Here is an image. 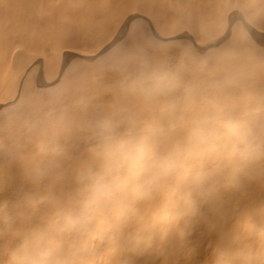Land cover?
<instances>
[{
  "label": "clouds",
  "instance_id": "clouds-1",
  "mask_svg": "<svg viewBox=\"0 0 264 264\" xmlns=\"http://www.w3.org/2000/svg\"><path fill=\"white\" fill-rule=\"evenodd\" d=\"M150 47L105 54L100 67L118 77L106 107L26 119L21 106L25 143L12 133L10 155L26 188L0 186V264L167 260L224 193L264 187V57ZM261 213L246 209L208 264H264Z\"/></svg>",
  "mask_w": 264,
  "mask_h": 264
},
{
  "label": "rangeland",
  "instance_id": "rangeland-1",
  "mask_svg": "<svg viewBox=\"0 0 264 264\" xmlns=\"http://www.w3.org/2000/svg\"><path fill=\"white\" fill-rule=\"evenodd\" d=\"M80 2L11 0L4 6L7 14H0V186L8 188L7 195L14 196L26 188L20 175L21 162L10 155L12 133L25 143L21 106L28 105L26 119L42 118L64 106L74 108L77 116L106 107L112 102L110 89L118 78L100 67L110 51L140 47L152 55L150 45L155 44L172 54L185 46L204 53L244 45L264 57V0H219L208 7L210 19L204 23L208 25L204 30H198L192 19L206 20L201 12L207 7L205 0H167L164 9L158 5L151 10L132 2L110 26L105 24L108 14L96 20L87 13L84 18L79 13H68L75 10L76 4L84 11L96 7ZM55 10H59L57 18L63 21L62 34L67 41L42 51L34 40L52 36L54 23H47V19ZM68 20L75 25V41L68 40ZM212 20H216L215 26L210 25ZM102 23L109 29L105 35L103 27L97 34L89 29ZM58 91H63L61 101L51 103V96ZM66 140L69 145L77 143L75 133H69ZM79 154V149L73 150L74 160L69 166ZM261 207L264 187L253 185L245 194L224 193L214 210H206L205 218L184 245L170 251L167 260L145 257L137 264H208L219 238L234 229L241 214ZM256 221L264 223V213L257 215Z\"/></svg>",
  "mask_w": 264,
  "mask_h": 264
},
{
  "label": "bare ground",
  "instance_id": "bare-ground-1",
  "mask_svg": "<svg viewBox=\"0 0 264 264\" xmlns=\"http://www.w3.org/2000/svg\"><path fill=\"white\" fill-rule=\"evenodd\" d=\"M19 2H23L24 0H17ZM32 1H37V0H32ZM74 1V0H73ZM175 0H171V3H173ZM207 2V7L205 8V11H201L204 12V18L205 19H201V18H196V19H192L193 20V24L194 26H196V28L198 30H204L206 27H208V25H204L208 24L206 21L208 19H210L209 13L210 10H208V7L210 5H215L216 3L219 2V0H205ZM136 3L139 4L141 6H143L145 9H152L153 7L156 6H163V9L166 7L167 4V0H81L80 5H86V4H93L96 7L91 9L90 11H84L82 9V7L80 6V8L77 6H79V4H76L75 10L73 11V9H71L68 13L70 14H75V13H79L80 16L82 18L85 17V14L87 13L92 19H98L99 17L104 16L105 14H108V18L105 21V24L107 26H110L111 23L115 22L118 17V14L121 10H123L125 7L129 6L131 3ZM169 2V1H168ZM0 3L3 4V7H0V14L1 12H4V6L8 5L11 3V0H0ZM77 8V9H76ZM207 9V10H206ZM7 12V11H6ZM4 12V14L6 13ZM59 13V10H55L54 12H52V16L49 17V19H47V23L48 22H53L54 23V29H53V34L52 36H50L48 38H43L41 40L37 39L34 40V44L39 47L42 51H45L46 49H51L52 47H54L55 45H58L62 42H66V38H64L63 34H62V22L61 20H59V18H57V14ZM7 14V13H6ZM86 19V18H85ZM99 20V19H98ZM87 21V19L85 20V22ZM113 21V22H112ZM69 24H70V28H71V32H70V39H68L69 41H75V37H76V28L75 25L72 24V22L70 20H68ZM104 23H102L101 25H96L94 24L93 26L90 25L89 29L92 30V32H94L95 34H97L100 31V28L103 27L102 30V35H105L109 29H107L106 25ZM216 24V20H212L210 25L215 26ZM50 39L52 42H47V40ZM101 47V46H98ZM1 74H0V78H1ZM3 78V77H2Z\"/></svg>",
  "mask_w": 264,
  "mask_h": 264
}]
</instances>
